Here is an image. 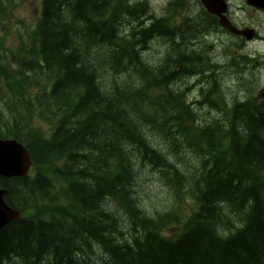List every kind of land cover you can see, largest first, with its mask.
Returning a JSON list of instances; mask_svg holds the SVG:
<instances>
[{
	"label": "trees",
	"instance_id": "obj_1",
	"mask_svg": "<svg viewBox=\"0 0 264 264\" xmlns=\"http://www.w3.org/2000/svg\"><path fill=\"white\" fill-rule=\"evenodd\" d=\"M188 1L168 2L174 24L192 21L177 18ZM16 8L0 0L7 34ZM199 10L177 36L143 1L41 0L15 46L0 38V137L33 158L2 178L24 216L0 230V264H92L93 244L105 264H264V100L194 99L186 80L219 77H206ZM159 37L172 45L156 61L144 51ZM145 169L174 209L142 208Z\"/></svg>",
	"mask_w": 264,
	"mask_h": 264
},
{
	"label": "rangeland",
	"instance_id": "obj_2",
	"mask_svg": "<svg viewBox=\"0 0 264 264\" xmlns=\"http://www.w3.org/2000/svg\"><path fill=\"white\" fill-rule=\"evenodd\" d=\"M141 1L147 3V5L149 6L150 13L152 12L154 16H156L158 18L162 17L163 15L167 16V17H169L168 21L171 22L173 25H175L173 23L174 20H171L173 17V15L171 13H175L176 11H172L170 9L168 11L169 12L168 15H166L164 13V10H165V7L167 5L168 0H130L131 3L141 2ZM169 1H172V0H169ZM190 3H192V2H190ZM185 5H187V4H185ZM189 8H190V10L188 11V13L191 15L192 21L187 26H185V30L194 28L195 25H197L196 23H198V21L196 20L197 16H198V11H196L194 14L192 13L193 11L196 10L195 6L190 4ZM40 10H41V0H17V8L13 12V14H12L13 16H12L11 21L9 23V25L11 27V31L7 34V32L3 30V27H0V38L3 37L5 39L4 42L6 43V45L15 46L18 43L17 30H19L23 34H26L28 28L31 27L33 25V23H35V20L38 18ZM202 25H203V23H202ZM185 35H188V34L186 33ZM212 39L215 40V36H213ZM1 40H3V39H1ZM168 40H172V38H168ZM230 40H232L231 37H230ZM166 43H169V42L166 41ZM178 43L179 42L176 41V44H178ZM203 43H205V42H203ZM169 44L172 45V43H169ZM151 45L152 46H151L150 50L148 49L149 45H147L146 51H144V55L146 57H149L150 59L158 61V58L162 55L161 54L162 50L160 49L161 46L159 45L158 42H156V43L152 42ZM170 45L168 46L169 48H171ZM204 45L205 44H203V46ZM253 48H256V46H254ZM255 51H257V50H255ZM220 53H221V55H220L221 58H223L222 60L225 61L227 59V57H225V55H223V50H221ZM203 57H205V56L203 55ZM244 65H249V63L247 62ZM223 66L226 67L225 72H223L222 66L220 68H209V70H211V73L207 74L206 77H208L210 79V78H213L215 76L217 77V75L219 76L216 80L217 84H215V86L208 85L205 82L204 78H201L200 80H193V81L190 79L186 80L187 84L192 87L191 91L193 92L194 98L196 97V95H194V94H198L200 96L201 101H202L203 100L202 93H206L209 89L213 90L214 88H216V89H218V94L216 96H214L213 99H215L217 101H220V97H223L224 101L228 100L230 103L232 102V100L236 101V102L239 101V99L240 100H246L250 84L244 88L239 86V84L242 83V80H245V79L235 80L233 78L232 67L235 65L229 64V65H223ZM249 71L250 70H245L244 72H249ZM251 74H253V72H251ZM258 76H260V77H259V81L257 84H261V85L264 84V70H262L258 74ZM186 81H184L183 83H186ZM244 82H247V81L245 80ZM255 84H256V82H255ZM202 86H204V90H202ZM196 89H197V91H195ZM194 91H195V93H194ZM236 96L239 99L235 98ZM203 106H206L207 108L212 109L207 105H203ZM219 117L220 116H218L217 118H219ZM187 158H188V161H196V159L193 157L192 154H190ZM181 168L184 171H186V170H188L189 166L188 165H184V166L182 165ZM193 170H194V168H191V171H193ZM144 172L141 173L139 180L136 181L137 186L139 185L138 186L139 187L138 188L139 189L138 195L140 196V202H141L142 208L150 216H155V214L158 211L166 210L168 207H170V205L174 209V207L176 205V201L174 200L175 199V190L172 193L166 192L167 190H165V187H163L160 184L159 180L154 175L155 173H152V170L145 169ZM188 176H189V178H191L193 176V173L190 172V174H188ZM134 189H135L134 191L136 193L137 190H136V188H134ZM171 197H172V201L170 202ZM189 208H190L189 206H184V209H186V210H189ZM93 249H94L93 252H96V253L94 254V258L92 259V264H94L93 260H95L96 264H98V262H100L101 259L103 258L105 252L103 250H101L100 248H97L96 245H94V244H93Z\"/></svg>",
	"mask_w": 264,
	"mask_h": 264
},
{
	"label": "flooded vegetation",
	"instance_id": "obj_3",
	"mask_svg": "<svg viewBox=\"0 0 264 264\" xmlns=\"http://www.w3.org/2000/svg\"><path fill=\"white\" fill-rule=\"evenodd\" d=\"M225 1L227 2V10L225 12V15L231 21V23L240 29H251L252 31L248 35H243L235 33L231 30L219 28L215 30L217 33H212L210 36L212 39V37L215 35L216 40H214V45H221L224 50H227L229 55L232 54L234 60H240V62L243 63L249 62V64H253L254 61V64H260V60L249 59L247 58V56H256L264 60V0ZM183 11V15H188V6H185V8H183ZM218 20L219 18L217 19V21ZM212 24L215 28V24ZM174 33L177 36L179 34L182 36V31L179 29H176ZM250 35H252L251 39L247 37ZM230 37L232 38V40H230ZM254 46H256V48H253ZM209 49L214 52L213 56L211 57V62L213 63L214 61H217V63H219L217 65H221L223 67L224 64H221L223 62V58H221V56L219 55L218 48H215V46L213 47V45H211ZM229 59L230 57L227 60ZM236 64L237 63L234 62V65ZM243 66L244 70H250L249 72H247L249 75V79H245L247 82H244L245 80L240 79L242 78V74L240 73L242 70H236L235 76L237 80H242V83H240L239 86L244 88L250 84L249 87H257L259 89H262L264 87V84L261 85L257 83L260 77L258 76V74L262 70H264V65L260 69L258 68L254 71H251L249 65ZM206 71H209V73H211V70H209L208 68L206 69ZM251 72H253V74H251Z\"/></svg>",
	"mask_w": 264,
	"mask_h": 264
},
{
	"label": "water",
	"instance_id": "obj_4",
	"mask_svg": "<svg viewBox=\"0 0 264 264\" xmlns=\"http://www.w3.org/2000/svg\"><path fill=\"white\" fill-rule=\"evenodd\" d=\"M201 2L211 13L221 15L222 11H225L226 2L223 0H201ZM221 20L223 24H227L224 18ZM32 163L31 153L22 143L15 139L0 138V230L12 221L22 218L21 212L6 202L4 198L6 190L1 187V177L26 176Z\"/></svg>",
	"mask_w": 264,
	"mask_h": 264
},
{
	"label": "bare ground",
	"instance_id": "obj_5",
	"mask_svg": "<svg viewBox=\"0 0 264 264\" xmlns=\"http://www.w3.org/2000/svg\"><path fill=\"white\" fill-rule=\"evenodd\" d=\"M190 2H192V3H189L187 6H188V10H190V8H189V5L190 4H192V5H194L195 6V8L198 6H201V4H200V2L198 1V0H190ZM171 8H170V5H169V3H167V5H166V7H165V10H164V13L166 14V15H168L169 14V10H170ZM200 10H202V11H205V9L204 8H200ZM152 13V12H151ZM152 15H153V13H152ZM154 16V15H153ZM155 18H158V17H156V16H154ZM186 17V16H185ZM168 18L169 17H167V16H162V17H160L159 19H161V20H163L164 22H166V23H169L170 24V26L171 27H175V25H173L171 22H169L168 21ZM149 19V20H148ZM147 21L148 22H150V21H153V20H150V17L149 18H147ZM207 27H209V28H214V25L212 24V23H209V26H207ZM200 41H202V38L200 37ZM202 43V45L203 44H207V49L205 50V54L206 55H204L205 57L204 58H206V60H205V62L207 63L208 61H209V63L211 64L210 66H208V69L209 68H214L212 65H215L216 67L215 68H220L221 67V65H217V64H219V63H217V61H214L213 63L211 62V57L213 56V54H214V52L213 51H211L209 48H210V46L211 45H209V43H207V42H205V43H203V42H201ZM215 46V48H218V52H219V55H221V50H223V55H225V57H227V59L230 57V59L229 60H223V62L221 63L222 65L224 64V65H229V64H234V62H236V60H234V58H233V56H232V54L231 55H229V53L227 52V50H224V48H222L221 47V45H213V47ZM160 57H162V55L160 56ZM247 58H249V59H258V60H260V63L262 64L263 62L261 61L262 60V58H258V57H256V56H247ZM264 61V60H263ZM242 63V65H244V64H246L247 62H245V63H243V62H239L238 64H241ZM249 63V62H248ZM190 80H192V79H190ZM194 80H196V79H194ZM193 81V80H192ZM261 92H262V90L261 89H259V88H257V87H249V89H248V94H247V97H254V98H257V99H259V100H264V96H262V94H261ZM237 97V96H236ZM195 99V98H194ZM239 99V98H238ZM247 99V98H246ZM14 177H17V176H13V177H11V178H14ZM5 190H6V193H5V195H4V198L6 197V195H7V189L6 188H4ZM6 200V199H5ZM7 202V201H6ZM20 212H21V214H22V217L24 216V214H23V212L21 211V210H19ZM104 252H105V250H103ZM106 253L107 252H105V257H103L102 259H101V261L100 262H98L99 264H105V262H106V260H107V257H106ZM84 262V261H83Z\"/></svg>",
	"mask_w": 264,
	"mask_h": 264
}]
</instances>
